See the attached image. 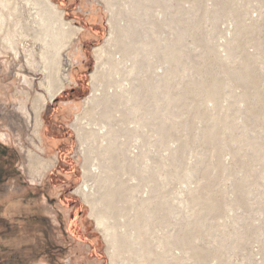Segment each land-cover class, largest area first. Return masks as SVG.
Segmentation results:
<instances>
[{"label":"rangeland","instance_id":"obj_1","mask_svg":"<svg viewBox=\"0 0 264 264\" xmlns=\"http://www.w3.org/2000/svg\"><path fill=\"white\" fill-rule=\"evenodd\" d=\"M6 1L20 24L15 38L36 62L22 47L15 55L0 45L2 264H110L112 246L116 264H264V0H50L81 29L60 51L64 90L51 102L34 40L39 10L33 0ZM157 38L168 48L158 51ZM131 40L129 53L118 52ZM97 47L107 64L96 96L112 97V141L125 125L134 130L130 122L146 126L130 133L123 158L116 148L104 155L89 137L101 108L83 120L81 138L73 127L93 94ZM123 79L122 90L106 93ZM155 83L160 98L145 94ZM135 89L143 91L137 99ZM40 96L46 104L35 111ZM31 157L43 161L42 176ZM93 165L102 169L88 200L114 228L107 240L76 193L84 167L99 171Z\"/></svg>","mask_w":264,"mask_h":264},{"label":"bare ground","instance_id":"obj_2","mask_svg":"<svg viewBox=\"0 0 264 264\" xmlns=\"http://www.w3.org/2000/svg\"><path fill=\"white\" fill-rule=\"evenodd\" d=\"M8 2L6 0H0V33L4 32V35L2 36L3 38L1 39L3 41V44L0 43V45H4V46L8 47L9 49H11L14 52L15 55H17L19 53V47H22V49H23V51L25 53V56L28 59V61L30 63H32V62L35 63L36 62L35 61V58H34L35 57V52L32 49H26L25 46H24V44L21 43V42H19V41H17V39L15 38L16 35L14 34L15 31L13 29H16L20 24H19L18 19H17V21H12V19H13V18H11V16H13L12 13L7 14L5 12V9L7 8V3ZM33 2H34L33 5H35L37 7L36 9L39 10L38 11L39 12L38 13V16H39L38 20L39 21L37 23V26L39 27V32H36L35 33L34 40H36L41 45V48L39 47V49H40L39 56H40V59L42 60V62L44 64L43 67L39 69V71H41L42 74L44 75V79L40 83V86L47 91V93L49 95V101L51 102V100H53V99L57 98L58 96H60L62 94L63 90H64V81L61 80V79H58V77H57L58 67L60 66L59 65L60 51L66 46V43L69 40V38L71 36H73V35H76L75 33H78L79 31H81V29L72 26L70 22L66 21L64 19V17H63V14H64L63 11L60 10L50 0H33ZM109 3L111 4L110 1H109ZM110 4H109V7L111 6ZM10 6L11 5H9V7ZM13 8H14V6H13ZM13 8H12V10H13ZM15 11H17V10H15ZM9 18H11V20ZM20 28H21V26L19 27V29ZM3 29H4V31H3ZM21 29H24V28H21ZM35 29H33V30H35ZM28 33H31V32H28ZM153 33L155 35V32H153ZM16 34H18L17 36H22L23 38L25 37V35H22V33H20V32L19 33L16 32ZM112 34H113V32H111V35ZM18 38H20V37H18ZM25 38H27V37H25ZM107 38H109V37H107ZM157 39H159V38H157ZM154 40H156V39H154ZM148 41H150V39ZM37 42H36V44H37ZM132 43H133V40H131L130 42H127L126 41L124 44H122L121 46H119V48H118L119 51L118 50L117 51L118 52L122 51L123 53L122 52L121 53L123 55H124V53L125 54L129 53V50H130V47H131ZM157 43H158V41H157ZM159 43H161L160 44L161 46H159L158 48H156L158 51L160 49L163 50V49H165V47L167 45L168 46L170 45L167 42L163 41L162 39H159ZM179 43H180V38L177 37L175 39V42H174L173 46H172V48L174 49L173 52L174 51L176 52L179 49ZM152 45H153V43H152ZM141 46L142 47L140 48V50L142 51L145 48L148 49V47L150 45L147 46V45L142 44ZM152 47H149L150 50H151ZM132 48L136 49L137 46H134L133 45ZM166 48H168V47H166ZM153 49H155V48H153ZM133 51L136 52V50H133ZM133 51L131 50V53ZM94 52H95V56H97L96 57V60H97L98 63L95 66L94 71L90 75V80H91L90 83H92L91 88H92L93 94L84 102V104L86 105L85 106V110L83 111L82 115H80V116L77 115L76 116L75 121H74V124H73V127L78 132V136L80 137V133H79L81 131L80 126L82 125L83 120L86 119L89 115H91V113H92V111L94 109L101 108L100 117L97 118L95 121H90L91 122L90 124H87L88 126L91 127V128H89V129H91L90 130V136L89 137L95 143H96V140H97V142H98L97 145H99V147L102 148V153L104 155H106L109 152L108 149H112L114 151V149L116 148V150L120 152V154H119L120 157H118V158H123L122 154L124 155L125 153H130L129 152V143H128V140H131V137H132L130 133L132 131L136 130L137 128H139V129H143L144 127L146 128V126L144 125V123L137 122L136 120H135L136 122H130V124H134L135 125L134 126V130H130L129 128H126V125H125V129L123 130V133L120 134V132H119L118 134H116L115 138L112 141L111 131L108 130V125L110 124L109 120L111 119V117L109 118L108 114H110V113H107L110 110L109 109L110 106H108L109 105L108 103H113L112 100H111L112 97L103 99L104 100L103 101L101 99L102 96H100V97L96 96V92L99 91L98 88L101 86L100 85V83H101L100 78L103 76V74H105L103 72L105 70H103V69H105L104 66H106L107 63L106 62L100 63V60H102L101 57L103 56V52H104L102 47L95 48L94 49ZM173 52H172V54L175 53V52L174 53ZM130 54H128L127 56H129ZM136 54L137 53H135V55ZM158 54L160 55V53H158ZM125 57H126V55H125ZM131 57H133L132 54H131ZM137 57L138 56L136 55V58ZM128 61H130V60H128ZM136 64H137L136 60L132 62V64H131V72L134 70L133 68L135 67ZM125 65H126V62L123 64V68H125ZM113 66H114L115 72L117 74L122 73L123 69L121 67V62H119V61L118 62H115V64ZM131 72H130V75H131ZM131 76H133V75H131ZM157 77L160 78L159 79L160 81H162L163 77L161 75L160 76H157ZM123 81H126V80L123 79L122 81H119V82H116V81L109 82V85L107 87V92L106 93H108V91L110 89H112V88H117V89L120 88L121 89V87L124 86L123 83H122ZM160 81H159V83H160ZM127 82H128L129 85L132 83L129 80H127ZM156 85H157V83L151 85V89H150V87L148 88V86H147L146 89L148 88L149 89V92H148V90H146L148 93H145V94L146 95L147 94L148 95H151L149 93H153L154 95H157L160 98L161 97L160 96L161 95V91L160 92H158V91L155 92L156 91L155 90ZM158 87L159 86H157L156 88L158 89ZM153 89L155 90L154 92L152 91ZM114 90H116V89H114ZM124 91H125V89H124ZM126 91L128 92V90H126ZM134 91L132 90L133 95H131V93L129 92L130 95L133 97V99H135L138 96V94H139V92L141 90L139 92H137L138 90L136 91V89H135ZM142 93H143V91L140 92L141 95H142ZM125 94H126V92H125ZM153 94L151 96H154ZM114 95H117L116 92L113 93V97H114ZM128 96H129V94H128ZM132 97L130 99H132ZM129 100H127V103L129 102ZM138 101L136 100L135 102H138ZM135 102H133V103H135ZM129 103H131V102H129ZM45 104H46V100L44 99V97H42V96L38 97L36 99L35 103H34V110L37 111V110L43 109V107H44ZM135 104H137V103H135ZM133 106H135V105L133 104ZM116 111H118V110H116ZM133 113L135 115L137 113V111H134ZM121 118H123V116ZM35 119L37 121V127H36L35 132H34L35 135H36V131L39 128V119H38V116H36ZM123 119H125V118H123ZM123 119H122V121H123ZM126 134L129 135L130 137L127 138L126 137L127 136ZM123 137H125L126 139L122 141L121 139ZM104 143H105V145H104ZM136 158H138V157H136ZM29 161H30V165L29 166L32 168V170L36 174V176H38V177L39 176H42L43 174L40 172V170H41L40 168H41V165H42L41 164V161L42 160L41 159H37L36 157L35 158L34 157H31ZM132 161H136V159H133ZM46 163H48V162H46ZM49 167H51V163H48L44 168L45 169H48ZM93 167H97V170L102 169L98 165H93ZM100 171L101 170L97 171V174H96L95 171L94 172L92 171V167H89V168H85L84 167V169H83V175H82L83 182L76 189V193H78L79 195H81L85 199V201L89 204V207H90L89 216H90L91 219L94 220V222L96 224V227L102 230V234L104 235L105 239L107 240L108 237L115 232L114 231V228L113 227H108V225H106L107 222H106V220L104 221V217L101 215V212H100V209H99L97 203L95 201H93V200H90V199L88 200V197H90V195L92 193L91 192L92 191L91 190L92 188L90 186L91 184L89 185V181H91L92 178H94V177L97 178V176H99ZM43 173H44V171H43ZM103 181H105V180L103 179ZM100 183H102V182H100ZM100 202H102V201H100ZM98 204H99V202H98ZM101 211H102V209H101ZM129 237H130V235H128V238ZM132 238H133V236L131 235V237L129 238L131 240V242L133 241ZM111 240H114V239H111ZM107 242H109V241H107ZM115 249L116 248H114V246H112L109 249L108 253H107L108 256H109L108 258H109L110 264H116V260L115 259H116V255L118 253L117 252L118 250H115ZM140 261L141 260H139V262ZM139 262H137L136 264H139ZM140 263H142V262H140Z\"/></svg>","mask_w":264,"mask_h":264},{"label":"trees","instance_id":"obj_3","mask_svg":"<svg viewBox=\"0 0 264 264\" xmlns=\"http://www.w3.org/2000/svg\"><path fill=\"white\" fill-rule=\"evenodd\" d=\"M3 262L0 261V264H2Z\"/></svg>","mask_w":264,"mask_h":264},{"label":"water","instance_id":"obj_4","mask_svg":"<svg viewBox=\"0 0 264 264\" xmlns=\"http://www.w3.org/2000/svg\"><path fill=\"white\" fill-rule=\"evenodd\" d=\"M56 99H54L53 101H55Z\"/></svg>","mask_w":264,"mask_h":264}]
</instances>
